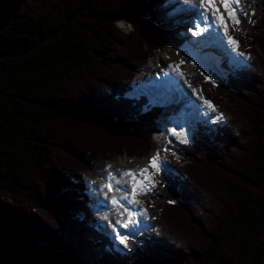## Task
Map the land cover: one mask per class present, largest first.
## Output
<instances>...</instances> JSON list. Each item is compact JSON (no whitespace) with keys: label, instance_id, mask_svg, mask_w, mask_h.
Returning a JSON list of instances; mask_svg holds the SVG:
<instances>
[{"label":"trees","instance_id":"trees-1","mask_svg":"<svg viewBox=\"0 0 264 264\" xmlns=\"http://www.w3.org/2000/svg\"><path fill=\"white\" fill-rule=\"evenodd\" d=\"M151 5L0 0V264H264V0L241 2L246 63L211 75L220 120L159 174L151 230L119 252L92 226L83 174L159 132L161 109L128 92L166 42Z\"/></svg>","mask_w":264,"mask_h":264},{"label":"rangeland","instance_id":"rangeland-1","mask_svg":"<svg viewBox=\"0 0 264 264\" xmlns=\"http://www.w3.org/2000/svg\"><path fill=\"white\" fill-rule=\"evenodd\" d=\"M172 1L173 0H147V5L149 4L152 5L151 7H146L144 11L149 15L151 13L154 14L153 19L151 17L150 19L153 21L155 20L154 22L156 24H160L159 27L164 32L166 42L165 45H163L162 49H156L154 51L152 56L149 58V61L143 64L142 68L139 69L138 72L134 74L131 81L129 82L130 89L128 90V92L129 91L131 92L129 94L131 99H134L133 97H139V95L141 97L146 96L147 98H145L146 99L145 104L157 105L161 109L160 115L156 121L159 124V132L154 133L152 135L153 146L150 148V150L147 153H143L140 156L138 155L127 156L123 154L117 156L112 155L108 159L105 158L96 159L92 162V168L90 172L83 174V178H84L83 180L85 181V186H86L85 194H87L88 196V202L86 206L90 208L92 226L97 227L98 232L102 233L105 236H108L109 238L112 239V241H115V243H117L115 238L118 237L116 228L120 225L125 224V219H127L128 213H125L123 211L113 212L114 204L111 201L113 197H116V199L120 201H124V200L128 201V199L131 198L130 196L133 187L132 178L122 176L121 173L128 171H135L139 173L140 169L148 167L149 174L152 176V179L156 181L155 186L151 188V191H146V192L139 191L138 193H136L137 197H139L141 193V197L139 198V200L140 202L142 201L144 202L142 203L145 206V211L144 208L142 209L141 205L139 206L141 207L142 210L141 219H143L144 227H146L147 229L151 225L148 222V218L152 221L154 216L152 215L151 212L152 207L150 208V206L147 203H145V200H148L150 198V195L154 194V192L160 186H162L161 182L158 183L159 172H164V174H167L173 172L172 166H178V167L184 166L186 162L181 163L179 161V159L184 158L182 156L183 150L181 145L184 144L185 142H181V141L185 139V136L188 140L190 136L194 135L195 132H197L198 124L205 123L206 125L212 126L214 122H218L219 120V115L218 113H216V110L215 109L213 110V108H209L210 114L199 116L195 121H193L191 124L185 127V130L183 131L185 136H179V135L174 136L172 130L174 128V125L180 120L181 116H179L180 109H178L176 111V114L173 115L170 108H168L166 105V101L168 99L172 102L173 96L171 97L167 96L166 99L163 100L164 98L162 99L157 97V93L155 92H149V91L146 93L142 92V89L145 88V86H142L143 84L150 81L152 82L153 80H155L156 83H159V81L155 79L157 74H159L162 71L164 72V70H167L170 66H175V65L180 66L177 60L176 61L171 60L172 56L174 58V53L178 55L180 54V57H182L183 59L188 57V53H189L188 51L181 49L182 47L180 46L179 47L176 46V45H181V40L179 41L176 38V36L172 35L173 31L171 29H168V27H166L167 26L166 22L177 21L178 19L183 21V19L187 18V20L190 21L189 28H192L193 23L191 22V19L189 17L190 15H194L196 13L192 12L190 14L189 13L180 14L179 16H177V20H176L175 16L173 15L174 14L173 8L169 5V3ZM176 4L181 5L179 3ZM216 5L219 8L220 13L224 15L228 23L231 36L238 41L239 48L237 51L238 53H236L235 52V49H237L236 47H234L230 42H224V44L221 45L220 47H222V49L224 50H227V55L218 54V46L217 43L215 42L213 51L217 53L215 54L217 55L216 57H217L218 65L214 69H210V67L213 66V64L205 62L204 60H203L204 61L203 65L199 66L198 68H196L197 67L196 64L189 63V61L181 63V68L183 69L182 72H185V74H188L194 68L198 70V72L195 71V72H191L192 74L190 73V76L187 77L186 86L190 90L192 89L191 91L195 89L196 93L199 95V98H200V94L202 95V91L207 89L208 87L207 85L210 82V78L212 74H216V76L223 78L225 76V73H227L229 69L239 68L246 63L245 55L244 54L240 55V53H243V51L245 50L241 46L243 45L242 44L243 42H241V35L239 34V31L241 32L242 27H239L240 29L239 31L236 30L233 27L231 20L228 19V14L225 11L224 6L220 3V1L217 2ZM238 15L241 18L243 16L242 11L238 13ZM155 16L158 18L157 19L158 21L154 19ZM120 21L122 22V24L119 23V20H116L115 23L117 28L123 34H128L132 32V25L129 22L124 21V19ZM185 28L186 26L184 22L183 23L180 22V24L178 23L177 26L175 27V32L181 35L182 33L187 32L188 38L190 40V45L193 44L192 46H194V47L191 46V48L196 49V51L198 52H205L210 49L208 48L209 46L203 48H196L194 42H198V41L192 39V41L193 40L194 41L191 43L190 38H192V35L189 32L190 29L186 28L187 31H185ZM223 39L226 40L224 35H223ZM162 61H165V63L170 61L172 62L166 67V69H162V65H163ZM221 62L227 63L226 64L227 66L226 67L223 66ZM150 71H154L153 75H150V77L149 76L146 77V74L150 73ZM205 77H207V80L205 79ZM192 85H194V87L191 88ZM141 86L142 89H140ZM123 97L128 98L127 91L125 92ZM165 107L167 109H165ZM157 154H159L160 156L159 162L161 164V170L159 172L149 167L151 158ZM110 174L115 176V180L112 181V183H114V187L112 191L113 193L115 191L114 194L113 193L109 194L108 191H106V187H105L107 182H110L109 181ZM116 181H119V183H117ZM145 183L147 182L145 181ZM116 189L119 190L117 191ZM111 206L112 209H110V212H108L107 209H109V207ZM117 221H120V223H117ZM133 234H136V232L135 233L133 232ZM40 237H43L42 233ZM45 243L46 242L42 240L37 241V243H35V250L44 248ZM121 246L128 249V245L126 246L124 244Z\"/></svg>","mask_w":264,"mask_h":264},{"label":"bare ground","instance_id":"bare-ground-1","mask_svg":"<svg viewBox=\"0 0 264 264\" xmlns=\"http://www.w3.org/2000/svg\"><path fill=\"white\" fill-rule=\"evenodd\" d=\"M219 1L220 0H215L216 3L219 2ZM176 3H179L181 5H178ZM183 3H185V0H173L172 2L169 3V5L173 8V11H174V14L173 15L175 16L176 20H177V16H179L180 14H184V13H189L190 14L192 12L196 13L194 15H190V17H189L191 19V22L193 24H194V19L197 18L201 14H203L204 16H207L208 18L211 17V16H214L212 14L213 13V10H212L211 6L204 5V3H202V0H194V2H190L191 3L190 4V8H189L188 5H185ZM206 8L208 9L207 12L205 11ZM154 13H155V10H154ZM155 19H158V18L156 17ZM213 21H214V19H207V20L204 21V25L203 26L206 27V25L208 26V24L213 23ZM180 22H182V23L184 22L186 28H189L190 27V23H189L190 21L187 20V18L186 19H183V21H181L179 19L177 21H171V22L170 21H167L166 22V24H167L166 27H168V29H171L173 31L172 32V35L173 36H176V38L179 41L181 40V45H176V46L182 47L181 49L186 50L189 53H188V57L185 58V59H183L182 57H180V54L178 55V54L174 53V58L172 56V59L171 60L172 61H176V60L178 61V63L180 64V66H178V67L180 68L181 71H183V69L181 68V63L182 62H187V61H189V63L196 64L197 65L196 68H198L199 66L203 65V62L204 61L205 62H208V63H211V64L214 65L213 59H215V57L217 56L216 55L217 53L215 51H213V47H214V43L215 42L211 41L212 43H210V45L208 47L210 49L208 51H205V52H198V51H196V49L191 48V46L193 44L190 45V40L188 38L187 32L182 33V35L179 34V33H177V32H175V27L177 26L178 23L180 24ZM119 23L122 24L121 21H119ZM174 24H176V25H174ZM213 24H215V23H213ZM186 28H185V31H187ZM201 28H203V27H201ZM177 35H178V37H177ZM191 35H192V39H195L198 42L205 39L203 36L193 35L192 33H191ZM220 35L221 36L216 39V43H217V46H218V54L227 55V50L222 49V47H220V46L223 45L224 42H229L228 36L225 35L224 31L221 32ZM223 35H224V37L226 38L227 41L223 39ZM229 35H231L230 34V31H229ZM192 47H194V46H192ZM237 51H238V49H237ZM175 54H176V56H175ZM160 61H161V59H160ZM172 61L167 62V63H165V61H162V63H163L162 69H166V67ZM196 68L192 69L188 74H185V72H182L183 73V76H181V74L178 73V71L175 70V71H173L174 76H170L169 82H170V84L172 86L171 87L172 92L168 96L169 97L173 96V98H172V102L168 99L166 101V105H167L168 108H170V110L172 111L173 115L176 114V111L178 109H180L181 107L185 106L186 103H188L185 100H182L180 98L179 92L177 90V85L178 84H185V86L183 87V92L186 93V94H191L190 89L188 87H186L187 77L190 76V73L191 72H195V71L198 72V70ZM153 73H154V71H150V73L146 74V77L147 76L150 77V75H153ZM150 82H147V83H145V84L142 85V86H145V88L142 89V86L140 87V89H142V92L143 93H146L148 91L149 92L155 91L154 88H155V85L156 84L153 81L151 83ZM165 82H166V79L164 78L163 79V82L162 83L159 82V83L160 84H163ZM192 87H194V85H192L191 88ZM188 105H189L188 107L191 108L194 111L197 110V109H201V110L204 109V111H208L209 110V107L207 105H205L204 103H201V102H197L195 105L192 102V103H189ZM194 111H192V113H190V115L187 112L182 113L180 120L174 125V128H175L176 133H183V131L185 130V127H186V121L190 118L191 115H193ZM174 136H176V135H174ZM140 181H144V177L139 175V176H137V182H140ZM114 190H115V188H114ZM138 192H139V190L137 191V193ZM114 193H115V191H114ZM130 197L131 198H129L128 201L127 200H124V201H120L119 200L120 201V204L113 206V208H114L113 209L114 210L113 212L123 211L125 213H128V217L126 219L127 220L126 223H131L133 226H135V228L138 231L140 228H142L144 226L143 219H140L139 220V217L142 215V210H141V207L139 206L138 203H134V202L133 203H130L129 202V201H137V195H136V193L133 194L132 191H131V196ZM129 213L132 214L131 215V218L129 216ZM130 219H131V222H128ZM126 228H127V226L126 227L122 226L120 228L117 227L116 228V232H119L121 235L128 234L129 237L133 238L135 234H133V232L128 231ZM117 241L120 242V236L117 237Z\"/></svg>","mask_w":264,"mask_h":264},{"label":"snow or ice","instance_id":"snow-or-ice-1","mask_svg":"<svg viewBox=\"0 0 264 264\" xmlns=\"http://www.w3.org/2000/svg\"><path fill=\"white\" fill-rule=\"evenodd\" d=\"M242 0H220V3L224 6L225 11L228 14V19L231 20L233 27L236 30H240L239 29V25L241 24V19L238 15V13H240L242 11L240 5H241ZM202 3L206 4V5H210L211 8L213 9V15L215 16V20L213 21V23H216L218 27L222 26L224 29V33L225 35L228 36V40L229 42L236 47L237 49L239 48V43L237 40H235L231 35H229V26L228 23L224 17V15L222 13H220L219 8L217 7L215 0H202ZM205 11L207 12L208 9L206 8ZM202 18L204 20H207L208 17L207 16H202ZM197 28H199V30L201 32L206 31V28H200L199 24L196 25ZM193 35H197L198 33L196 31H193L192 33ZM240 55H243V53H240ZM248 59H250V57H248ZM178 68V66H175ZM182 75V73H181ZM205 79L207 80V77H205ZM193 91H196L195 89ZM204 104L207 105L209 108H213L214 110V105L211 104L210 101L205 100ZM173 134L174 135H179V136H185L184 133H176L175 128H173ZM181 142H187V138L185 136V139L182 140ZM167 150V149H166ZM160 161V156L159 154L153 156L151 158L149 167L155 169L157 172H159L161 170V164L159 163ZM143 176L144 180L147 181V183H145L144 181H140L137 182V175ZM122 176L125 177H131L133 180V187H132V193L135 194L137 193V191H141V192H146V191H151V188L155 186L156 181H154L152 179V176L149 174V168L145 167L139 170V173L135 172V171H128V172H124L121 173ZM115 180V176L111 175L109 176V183L107 185H105V187L108 188L109 191H113V186H112V181ZM117 183H119V181H116ZM117 191L119 189H116ZM114 205H119L120 201L116 199V197L112 198L111 201ZM130 203H139V201H129ZM127 211V210H126ZM131 213H129V216L131 218ZM131 222V219L128 221ZM117 223H120V221H117ZM122 226L126 227L127 223L123 224ZM117 236H120V243L121 244H125L127 246V241L129 239V235L128 234H124L121 235L119 232H117Z\"/></svg>","mask_w":264,"mask_h":264}]
</instances>
